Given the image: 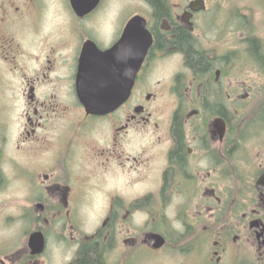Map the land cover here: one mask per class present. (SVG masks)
Segmentation results:
<instances>
[{
	"label": "flooded vegetation",
	"instance_id": "flooded-vegetation-1",
	"mask_svg": "<svg viewBox=\"0 0 264 264\" xmlns=\"http://www.w3.org/2000/svg\"><path fill=\"white\" fill-rule=\"evenodd\" d=\"M94 1L0 0V264H264V131L238 120L249 99L264 109L263 70L258 89L238 83V49L222 29L203 42L194 0H128L113 28V0ZM136 16L147 51L121 44ZM85 57L113 87L137 70L108 114L80 103Z\"/></svg>",
	"mask_w": 264,
	"mask_h": 264
},
{
	"label": "rangeland",
	"instance_id": "rangeland-1",
	"mask_svg": "<svg viewBox=\"0 0 264 264\" xmlns=\"http://www.w3.org/2000/svg\"><path fill=\"white\" fill-rule=\"evenodd\" d=\"M206 2L207 10L197 16V28H201V31L204 30V34L207 35L206 39L202 38L203 42L206 43L217 36L219 29L226 31L224 38L231 43L227 45V52L233 54L234 49H238V83L245 82L253 86L255 90L258 89L263 84L262 79L257 74L258 68L249 66L244 68L242 64L247 60V50L250 46L248 40L255 37L264 41V0H206ZM112 3L113 7L108 18L107 28L114 27L119 9L128 3V0H113ZM236 28L238 29L235 33ZM234 41L238 42L237 47H234ZM241 94L243 91H238V95ZM257 105L258 101L255 99L245 101L243 115L246 116L255 111ZM257 153L258 150L252 146L250 148L251 156H255ZM103 180L106 183L105 179ZM106 201L105 192L99 189L94 196L92 206L88 207L90 205H87L88 208H83V213L89 215V222L84 224V229L88 232H93L99 226V222L106 211ZM146 257L149 258L148 255ZM146 257H141V259H146Z\"/></svg>",
	"mask_w": 264,
	"mask_h": 264
},
{
	"label": "water",
	"instance_id": "water-1",
	"mask_svg": "<svg viewBox=\"0 0 264 264\" xmlns=\"http://www.w3.org/2000/svg\"><path fill=\"white\" fill-rule=\"evenodd\" d=\"M73 1H74L73 3L75 4L77 0H73ZM96 3L97 0L93 2V6L96 5ZM189 9L193 13L205 11L206 3L204 0H194L190 3ZM190 16H192V14H190ZM183 17L185 19H189L186 18V16ZM184 25L187 28H193L191 25L185 23ZM146 28H147V22L144 18L139 16L134 17L126 27L125 37L121 41V44H123L124 43L123 41L127 40L126 38H128L129 36L135 34L140 35L141 39L139 40V42H141V46H142L141 49H143V51H147L151 46L152 37ZM87 55H88V50L86 51V54H84V56ZM100 56L103 58L101 60L106 61L105 63H107V61L110 60L112 56V51L102 53L100 54ZM144 56H145V52L143 53L141 59H143ZM98 64L100 65L99 61ZM92 66H93L92 63L89 64L86 63V57L84 60H82L78 97L80 103L85 107V110L88 114L105 115L110 113L111 111H114L129 99L137 70H134L132 72V77L130 81L128 79V76H125L124 78L121 79L117 76L114 77L116 81H122V84L113 87L107 83L109 77L107 73L104 74L98 73L95 75ZM99 77L104 78L103 84L96 83V79H98ZM262 182H264V176L261 179L260 183ZM151 240L156 248H160L162 246V243L164 242V239L159 235H152ZM32 243L35 245V247H38L36 249H39V247L41 248L43 246L42 235L40 234L34 235L32 237Z\"/></svg>",
	"mask_w": 264,
	"mask_h": 264
},
{
	"label": "trees",
	"instance_id": "trees-1",
	"mask_svg": "<svg viewBox=\"0 0 264 264\" xmlns=\"http://www.w3.org/2000/svg\"><path fill=\"white\" fill-rule=\"evenodd\" d=\"M248 41L250 46L247 50V60L243 64L244 68L246 66L257 67L259 72L261 70L264 72V41L255 37L250 38ZM238 120L247 122L243 126L242 137L244 138L259 136L261 131H264V109L261 107L242 118H238Z\"/></svg>",
	"mask_w": 264,
	"mask_h": 264
}]
</instances>
